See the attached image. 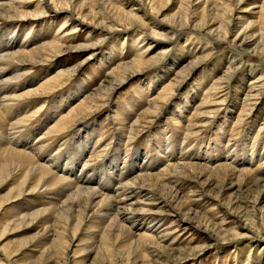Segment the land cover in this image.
<instances>
[{
    "label": "rangeland",
    "instance_id": "374dc122",
    "mask_svg": "<svg viewBox=\"0 0 264 264\" xmlns=\"http://www.w3.org/2000/svg\"><path fill=\"white\" fill-rule=\"evenodd\" d=\"M57 1L0 0L17 9L0 17V53L25 51L5 70V77L14 68L24 72L2 83L0 95L8 98L7 111L0 110V143L30 154V147L41 145L36 160L54 155L50 171L69 173L73 167L83 185L106 191L126 177L129 166L130 178L169 150L188 149L189 162L197 165L178 176L184 187L161 189L155 175L138 179L192 219L190 226H177L175 217L163 213L159 232L150 234L155 240L144 236L138 250L113 236L104 239L88 218L81 225L60 218L46 239L32 218L27 224L10 216L16 209L45 208L55 198L49 191L28 194L0 210V264H264V0ZM128 11L135 18L123 15ZM185 12L190 20L182 17ZM205 22L213 29L221 25L216 35H209ZM241 28L245 35L235 38ZM250 33L254 43L244 48L242 39ZM223 73L230 74L225 79ZM257 77L260 94L253 96ZM31 88V95L21 94ZM86 97L97 108L86 105L73 115ZM69 114L71 127L45 133ZM82 123L90 131L82 132ZM206 152L212 163L202 159ZM223 163L234 170L213 168ZM17 180L4 185L2 199L15 193ZM185 197L191 201L184 203Z\"/></svg>",
    "mask_w": 264,
    "mask_h": 264
},
{
    "label": "bare ground",
    "instance_id": "6f19581e",
    "mask_svg": "<svg viewBox=\"0 0 264 264\" xmlns=\"http://www.w3.org/2000/svg\"><path fill=\"white\" fill-rule=\"evenodd\" d=\"M12 2H14V1H12ZM12 2L0 3V17L1 18H3L4 16L6 17V14H4V13H7L11 10H17L16 8L13 7L15 4L12 6ZM57 2L60 3L61 0H58ZM46 3L50 5V4H52V0H46ZM135 5H136V3H135ZM135 7H138V6H135ZM135 7L131 8V9L132 10L136 9ZM262 7L264 8V4ZM137 9H139V8H137ZM48 10H49V8H48ZM53 11L56 12V11H60V10L55 9ZM19 14H20V16H26L27 15L26 13H22V12H19ZM123 15L128 17V18H135V16L130 11L123 12ZM9 17H13V15H9ZM182 17L184 19L190 20V18H188L187 12H185L184 16H182ZM141 20L142 19H139L138 22L140 23ZM239 21H240V19L237 20V22H239ZM134 22L135 21H133L132 24ZM204 24H205L204 27L207 30V32L209 33V35H216L218 30H220V26H221L220 25L217 29H213L212 23H206L205 22ZM230 24H232V17H230L227 21H224V23H223V28L225 29V34H227V31L229 29L228 25H230ZM140 27H141V30H140L141 33L145 32L147 30L146 27L142 26V23H140ZM245 31H246V29L241 28L238 31V33L235 35V38L240 37V36H244ZM149 37L150 36L146 31L145 36H143L142 38H144V40H146ZM254 38H255V36L251 33L247 37L243 38L242 39L243 47L244 48L251 47V45L254 43ZM257 43H256V45L253 46L254 47L252 50L253 56H257V54H258ZM14 45L16 46L17 44H15V42L11 43L9 45L10 48H8L7 50L14 49L15 48ZM79 47L89 48L92 46H88V45L83 44V45H80ZM24 52L25 51L23 49L22 50L14 49L12 51H6L3 53H0V77H2V78H0V89H3L2 87H4V85L2 83L11 81L13 79L18 80L21 77V75L23 74L24 70H22V68L18 67V68L13 69V74H11L12 76H14L13 78L10 75H9L10 77H5L6 74H8V72H5V70L12 63H17L18 57L23 55ZM262 53H260V55H262V58H264V50H262ZM25 56H27V55H25ZM45 61H47V60H45ZM133 62H132L133 64L138 63L137 60H135ZM192 64L193 63H191L190 66ZM231 68H233L232 65H229L230 70H232ZM68 71L69 70H66L63 73L64 74L68 73ZM229 74L223 73L224 78L226 79L229 76ZM60 75L61 74L59 73L56 76H60ZM259 80H260V77H257V79L253 80L255 82V84H253V86L251 87L252 94L255 92L253 96H258L260 94L259 89L261 87V84H256V83H259ZM6 86H7V84H6ZM214 86H215V84H214ZM215 88H219V86H217ZM33 91H34V89L31 88L28 91L21 92V94L31 95V93ZM13 93H14V91H13ZM248 97H250V96H248ZM248 97L246 100H248ZM7 98H8L7 96L5 97L3 95H0V110H4V107L6 105L5 101L7 100ZM70 98L72 99V97H70ZM86 99L87 100L83 99L84 101H82L78 104L80 106L78 107V109L75 110L73 115L79 113L81 111V108L85 107L86 105L88 106L89 109L93 108L95 110L97 108V106L94 103H92L93 100L91 101V99H88L87 97H86ZM104 99H108V95L106 98L104 97ZM4 111H7V109ZM0 114H1V111H0ZM73 115L69 114V115L62 116L57 122H54V124L51 125L48 128V130L45 131V133L46 134L48 133L50 135V133L55 134V133L63 132L64 130H67L68 127H71L74 124L73 120H72ZM226 117H228V114ZM22 120H24V119H22ZM137 121L138 120H136L133 124H131V126H133ZM1 126H2V120L0 118V136L4 135V128H5L4 124H3V127H1ZM81 127H82L81 131L83 132V129H85V128H83V127H85L84 123L81 124ZM90 127L86 128L84 131H86V132L90 131ZM118 130H120L121 133L125 134L122 127H119ZM126 130H127V133L129 132L132 134V132H133V128L130 126H128ZM81 131H80V133H81ZM166 139L168 141V138H166ZM124 140L126 141V139H124ZM169 142L166 143L165 145L171 144ZM123 143H126V142H123ZM2 145H3V143L2 144L0 143V192L4 188L5 184H7L10 181L16 182V180L17 179L18 180H17V185H15V187H14L15 193L13 195H11L10 197H8L6 199H2L1 195H0V199H1L0 210L4 209L5 207H7L9 205H11L12 207L14 205V207H15V204L18 201V199L22 198L23 196L25 198V195H28V194L38 193L39 195L44 194V196H45L47 191H49L50 193L51 192L54 193L55 198H53V196H52L53 199H48V201L43 203V204H48L47 207L41 208V205L40 206L36 205L39 207L34 206V211L33 212L30 211L28 213H25V211H27V208L22 209V208H24V207H22L21 208L22 210L16 209V211H14L10 215L12 217H15V219H21V220H19L21 222L25 221L27 224H30V220L27 217L32 218V220H35L36 223H38L40 225V228H41L40 231L44 235L46 234V237H45L46 239L49 238L48 232H49L50 227L54 226L55 223L58 222V219H60V218H64L66 220L72 219L73 221H77L78 225H81L82 222L86 218H88L89 227H91V228L96 227V230L102 231L104 234V239H110L111 236H113L114 239L121 240L123 243H125V245L128 248H134L136 250H138L140 239L144 238V236H147L150 240H153V241L155 240V238L153 236H150V234H152L154 232H159L160 227L158 228V225H159V222H161V220H162L163 213L167 212V213H169L170 216L175 217L176 218L175 221L177 222V226L180 224L184 225V226H190V222H191L192 217H191V215H189V213H183L184 211H182L178 206L172 205L171 203H169L168 199L164 195H159L158 197H156L154 194L153 187L146 185L144 183V181H141L138 179L139 177L155 175L161 184V189H168V188L177 189V186L184 187V184L181 182V180L178 176L182 175L184 172L190 170L192 167L197 165L195 163L189 162L191 154L189 152H186L188 149L187 150H181L178 153H176V152L174 153V152H171L169 150V152L166 153V155L164 157H162V158L160 157L159 160H161V162H157L158 160H156V159H155V162L151 163V164L146 162L147 164H144L140 168L139 172H136L130 178L128 177V175L130 174L132 168H134V167L132 165L129 166L128 167L129 170L127 171L128 174L125 175L126 177L124 179L122 178L121 180L115 179L116 185L112 187L111 186L112 184L111 185L108 184L112 187V189L109 191H106V189H103L102 187H100L98 189L97 187H94V186H92V187L91 186H85L87 184L83 185L84 182L82 183L81 182L82 180L80 179V178H83V177H81L83 175H81V173L79 171L77 172L76 169L73 170L72 169L73 167L70 168L71 171L69 173L65 171L66 169L65 170L64 169L56 170L57 173H55L54 171H50V169L48 168L47 162L49 163L50 166H52L53 165L52 161L54 160L53 157H55V156L52 154L47 155L46 159L44 160V163H40L39 161H37L36 160L37 154H35V153H37L41 150V147H40L41 145H38V146L36 145L34 147H30V149L34 150V153H32V154H30L29 152H25V151L15 150V149L9 148L7 146L3 147ZM79 145H81V144H79ZM126 145H128V143ZM88 146H89V144H88ZM90 150H92V149H90ZM83 152H85V151H82V153ZM79 154L81 155V153H79ZM207 154L208 153L206 152L204 154V157H202V159L205 160V162L207 161L208 163H210V162L212 163V161L209 160L210 158ZM48 157H49V159H48ZM210 157H211V155H210ZM77 158H79V157H77ZM251 158H252V156H250V158H248V161H246V163L247 162L250 163ZM228 159L229 158H227V161H228ZM88 160H86L85 164H88L87 163ZM233 160L234 159L232 158V161ZM83 161H84V159H83ZM54 162H55V160H54ZM233 163H235V162L233 161ZM79 164H80V161H79ZM114 164L115 163H111V169L115 172L116 171V165H114ZM131 164H133V163H131ZM104 165H105V163H104ZM207 165L210 166V164H207ZM207 168L212 169L211 167H207ZM213 168H219L221 170H226L227 168H229L230 170L232 169L227 165V163L226 164L225 163L218 164V166L213 167ZM232 170H234V169H232ZM82 172H83V170H82ZM86 176H88L87 173H86ZM121 176H122V173H119V177H121ZM87 178L89 179V177H87ZM79 179H80V182H79ZM85 179H86V177H85ZM92 179H90V180L92 181ZM102 182H103V180H102ZM86 183H88V182L86 181ZM92 183H93V181H92ZM105 183H106V181H104V183L100 184V185L103 186ZM107 183H108V181H107ZM186 195H188V194H186ZM47 197H49V196H47ZM189 198L190 197H187V198L185 197V199H183L182 201L184 203H188L191 201V199H189ZM25 202H26V200H25ZM21 204H24V202ZM29 204H31V203H29ZM178 219H180L181 222L178 221ZM52 222H53V224H52ZM94 223L96 224L95 226H94ZM78 225L75 224L74 228L77 229ZM141 230H143L145 233H143V232L140 233L139 231H141ZM50 236H52V234Z\"/></svg>",
    "mask_w": 264,
    "mask_h": 264
}]
</instances>
